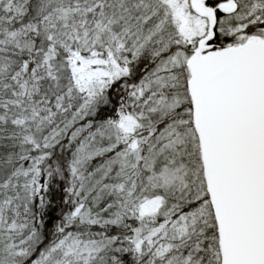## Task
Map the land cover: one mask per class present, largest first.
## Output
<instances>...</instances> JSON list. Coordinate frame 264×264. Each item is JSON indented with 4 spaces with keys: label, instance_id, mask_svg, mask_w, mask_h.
<instances>
[{
    "label": "snow or ice",
    "instance_id": "snow-or-ice-1",
    "mask_svg": "<svg viewBox=\"0 0 264 264\" xmlns=\"http://www.w3.org/2000/svg\"><path fill=\"white\" fill-rule=\"evenodd\" d=\"M0 264H264V0H0Z\"/></svg>",
    "mask_w": 264,
    "mask_h": 264
}]
</instances>
